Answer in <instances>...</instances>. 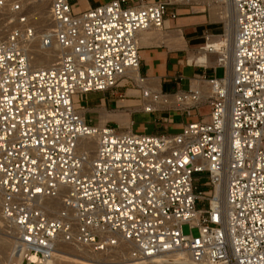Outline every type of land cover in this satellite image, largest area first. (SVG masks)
Here are the masks:
<instances>
[{
	"label": "built area",
	"instance_id": "built-area-1",
	"mask_svg": "<svg viewBox=\"0 0 264 264\" xmlns=\"http://www.w3.org/2000/svg\"><path fill=\"white\" fill-rule=\"evenodd\" d=\"M35 1L0 0V235L15 238L22 264H45L58 245L116 252L109 264H264V0H230V83L220 63L225 77L173 94L140 74L139 34L177 18L168 2L112 0L75 14V0H48L39 26L26 7ZM38 42L56 47L53 65L33 67ZM125 80L145 113H209L162 135L88 122L75 98Z\"/></svg>",
	"mask_w": 264,
	"mask_h": 264
},
{
	"label": "crops",
	"instance_id": "crops-1",
	"mask_svg": "<svg viewBox=\"0 0 264 264\" xmlns=\"http://www.w3.org/2000/svg\"><path fill=\"white\" fill-rule=\"evenodd\" d=\"M110 1L112 0H99V3L93 5L90 0H87L86 9L100 4H106ZM133 1L137 2L138 0ZM171 11L177 13L176 19L167 17L162 29H151L139 34L140 74L147 79L146 86L164 93L173 94L180 90L187 91L193 89L197 86L196 80L200 76L225 77L226 70L223 67L219 65H197L195 59L208 43L206 41V35L210 36V41L223 37L226 23L224 21L218 23V21L214 20L210 10L206 13V8L204 7H175ZM217 58V55L212 56V60L214 61ZM219 69L224 70V75L221 77L217 75ZM121 83L124 84L121 85ZM121 83L118 88L112 91L89 93L78 99V105L81 102H85L87 105L90 103L97 104L92 105L97 107V109H92L94 113L91 114L97 115V122L92 117L88 118L89 112L83 113L88 122L94 126H102V124L109 125V122H115V124H118L116 129L119 128V124L122 125L130 122L131 128L128 127L125 131L131 130L139 134L153 135L149 131V128L159 124L165 126L167 133L174 134L179 133L181 131L179 129L183 130L186 124L201 120L199 117L197 119L184 118V114L176 110L162 109L148 114L142 110L141 106L135 109L138 103L141 104V96L138 89L132 82L127 80ZM120 88H126V92H117ZM114 94L120 98H123V96L135 97L137 100H120L118 102L113 99L112 96ZM126 102L130 103L125 104ZM79 106L81 107V105ZM132 108L134 109L132 110ZM81 109L84 110L86 108L81 107ZM117 109H125L127 112L117 111ZM146 124H150V127L147 128L148 131L145 128ZM136 128L140 132H136Z\"/></svg>",
	"mask_w": 264,
	"mask_h": 264
},
{
	"label": "bare ground",
	"instance_id": "bare-ground-1",
	"mask_svg": "<svg viewBox=\"0 0 264 264\" xmlns=\"http://www.w3.org/2000/svg\"><path fill=\"white\" fill-rule=\"evenodd\" d=\"M172 1L187 2V3L190 2V0H172ZM193 1H196L202 4L203 3L207 4L214 20L224 21L226 23L225 36H224L225 38L224 39L218 38V39L211 40V41L209 40L207 45L203 48V50H201L200 53L196 56L195 63L197 65H201V64L219 65L220 63H225L228 69L226 80L230 83L232 65H233L234 37H235V30H236L234 7L232 6V3L230 2V0H193ZM46 6H47V1L39 0L38 2H36V4H34L33 6L29 8V12L32 13L33 16H35L34 21L36 24L40 25L42 22L39 23V21H42V20L44 21L46 20L45 23H47L48 12L45 11V8H47ZM143 32H146V31H143ZM55 50H56V47H54L53 50L48 51V52L42 51L40 47V42L33 45L32 46V52H33V57H34V61L32 63L33 67H49L48 65L50 66L51 64L53 65L58 59V53ZM214 55L218 56L216 61L212 60V56ZM220 61H224V62H220ZM137 74L138 73H133L131 74V76L134 78H137L138 76ZM78 99H79L78 97L75 98L76 107H77ZM103 125L105 124H102V126ZM122 126H125L128 128L131 126V124L130 122H127L126 124H122ZM81 145L84 148H89L91 150L96 149V144L89 138H84L81 141ZM93 156L94 154H91L92 158ZM217 197L221 201H224L225 188L223 189L222 187L220 189V191L217 193ZM6 239H8L9 242ZM0 241H3V243H1L3 246L9 245L8 247L10 248L14 247L15 245V238L10 237V236L8 237V236L1 234ZM54 256L55 257H53L52 260L46 262L45 264H57V250ZM11 257L12 258L10 259L9 264H21L22 259H23V252L20 249L17 251H14L13 256Z\"/></svg>",
	"mask_w": 264,
	"mask_h": 264
},
{
	"label": "rangeland",
	"instance_id": "rangeland-1",
	"mask_svg": "<svg viewBox=\"0 0 264 264\" xmlns=\"http://www.w3.org/2000/svg\"><path fill=\"white\" fill-rule=\"evenodd\" d=\"M24 1L26 2L28 0H24ZM38 1L39 0H37L35 2H30L29 5L33 6ZM43 1H47V6H46L47 8H45V11L48 12V7H49L50 3L48 2V0H43ZM86 1L87 0H75L72 3L73 4V10H74L75 14H78L82 10L86 9V7H87ZM156 1H166V2H168L170 4L169 5V10L170 11L172 10V8H175V7H193V8H195V7L196 8L197 7H201V8L204 7V8H206V13H208V11H209V9L207 7V4L198 3V2L193 1V0H190V2H188V3L187 2H176V1H172V0H156ZM90 2L93 3V5H94L96 3H99V0H90ZM26 7H27V10H29V7L28 6H26ZM32 17L34 18L35 16L32 15ZM45 21L42 20V21H39V23L42 22L41 24H44ZM218 23H221V21H218ZM224 32H225V30H224ZM224 36H225V34L223 35V37H221V39H224L225 38ZM48 66H50V65H48ZM217 75L219 77L223 76L224 75V70L223 69H219ZM123 84L124 83H121V85H123ZM127 87L131 88L132 86H127ZM125 90H126V88H122V89L120 88V90H118L117 92H119V93L120 92L121 93L122 92H126ZM129 93L133 94L132 92H129ZM112 97H113V99L117 100L118 102L120 100H126V101H131V100L132 101H136L137 100V98L129 97V96L128 97L123 96V98H120V97L116 96V94H114V96H112ZM96 101H98V100H96ZM141 102L142 101H140V103ZM127 103H130V102H126L125 104H127ZM79 105H81V107L86 108L84 110L83 109L81 110L82 113L89 112L88 118L92 117L94 119V121L97 122V120H96L97 119V115H91L92 113H94V111L92 109H94V108L97 109V107L92 106V105H97L96 103H92V104L90 103L89 105H87V103L81 102ZM79 105L77 104V107L81 108ZM135 105H136V103H135ZM140 105L141 104L138 103V105L135 107V109L138 108ZM133 109L134 108H132V110ZM118 110L127 112V110H125V109H117V111ZM208 113H209V108L206 107V106H203V107H201L199 109V111L198 110H190V111L186 112L184 114V118H187V119H190V118L195 119L196 118L197 119V117H199V119L202 120L203 118H206V117H202V116H206V115H208ZM109 125H110V127H113V128H117L118 127V124H115V122H109ZM149 125L146 124V126H145L147 131H148L147 128L150 127ZM119 128H120L121 131H125L127 127L122 126L121 124H119ZM119 128H118V130H119ZM149 129H150L149 131L152 132L153 135L169 134V133L166 132V129H165L164 125H160L159 124V125H156L155 127H150ZM180 130L182 131V129H179V131ZM135 131L136 132H140V130L138 128H136ZM201 176H204V175H201ZM201 176H198V177L201 178L200 181H197L198 190L206 191V190H208V188L204 187V184L208 181V178H206V176H204V177H201ZM183 230H184L185 234H190V233L196 234L197 233V231L195 229L194 230H190L188 226H185ZM6 240L8 241V239H6ZM1 243H3V241H0V245L2 246V247L0 246V255H1L2 259H3L1 264H9L10 259L12 258L11 256H13L15 247H11L10 248V247H8L9 245L3 246ZM118 260H119V256L117 255L116 252H115V254H112L111 256L107 257V256H104V255L99 254V253L95 254V253H92V252H90L88 250H82V249L78 250V249H74V248H71V247L66 246V245H58V247H57V264H109V263H111V261H118ZM21 264H22V262H21ZM24 264H26V263H24Z\"/></svg>",
	"mask_w": 264,
	"mask_h": 264
}]
</instances>
